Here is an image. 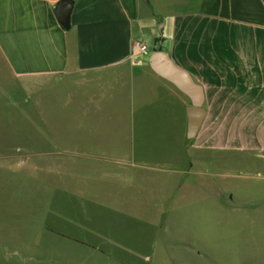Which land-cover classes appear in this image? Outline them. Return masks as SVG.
Listing matches in <instances>:
<instances>
[{
    "label": "rangeland",
    "instance_id": "obj_1",
    "mask_svg": "<svg viewBox=\"0 0 264 264\" xmlns=\"http://www.w3.org/2000/svg\"><path fill=\"white\" fill-rule=\"evenodd\" d=\"M37 98L29 104L27 90L16 88L0 94L5 234L12 227L25 237L33 223L38 231L62 216L74 233L100 231L113 264H264V181L251 175L261 161L234 143L210 142L209 127L188 140L182 108L161 89L142 96L131 126L85 96ZM124 135L135 137L133 160L142 167L107 168L93 156L70 155L78 136ZM81 142L86 152L109 145Z\"/></svg>",
    "mask_w": 264,
    "mask_h": 264
},
{
    "label": "crops",
    "instance_id": "obj_2",
    "mask_svg": "<svg viewBox=\"0 0 264 264\" xmlns=\"http://www.w3.org/2000/svg\"><path fill=\"white\" fill-rule=\"evenodd\" d=\"M59 1L0 0V94L27 90L29 104L42 92L69 100L85 96L131 126L142 96L161 89L182 108L186 135L189 98L150 69L147 53L131 51L140 40L149 51H166L202 86L200 128L213 130L208 139L218 147L234 143L261 161L251 175L264 181V0H71L67 27L55 13ZM83 140L109 145L86 152ZM78 141L71 156H93L107 168L144 165L133 160V135ZM58 218L45 220L38 231L33 223L25 237L12 227L5 234L0 225V264L114 263L100 231L74 233L63 223L67 219Z\"/></svg>",
    "mask_w": 264,
    "mask_h": 264
},
{
    "label": "water",
    "instance_id": "obj_3",
    "mask_svg": "<svg viewBox=\"0 0 264 264\" xmlns=\"http://www.w3.org/2000/svg\"><path fill=\"white\" fill-rule=\"evenodd\" d=\"M144 1L147 2V0ZM70 8L71 0H60L56 5L55 13L63 27L68 26ZM147 63L153 72L170 81L189 98L190 104L186 107V137L188 140L195 138L205 114L202 107V86L191 77L188 71L175 64L164 50L159 48L151 50Z\"/></svg>",
    "mask_w": 264,
    "mask_h": 264
},
{
    "label": "built area",
    "instance_id": "obj_4",
    "mask_svg": "<svg viewBox=\"0 0 264 264\" xmlns=\"http://www.w3.org/2000/svg\"><path fill=\"white\" fill-rule=\"evenodd\" d=\"M131 51L134 53H147L149 49L144 42L140 40H134L131 45Z\"/></svg>",
    "mask_w": 264,
    "mask_h": 264
}]
</instances>
